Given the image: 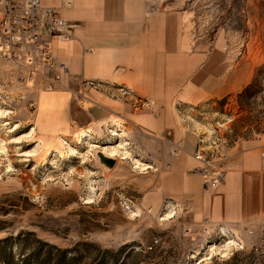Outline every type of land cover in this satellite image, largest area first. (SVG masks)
Masks as SVG:
<instances>
[{
  "label": "rangeland",
  "instance_id": "obj_1",
  "mask_svg": "<svg viewBox=\"0 0 264 264\" xmlns=\"http://www.w3.org/2000/svg\"><path fill=\"white\" fill-rule=\"evenodd\" d=\"M147 1L180 14L186 46L220 38L226 63L243 71L244 83L220 102L182 110L185 125L234 145L264 135V0ZM37 67L0 54V264L19 263L40 244L63 252V264H264V230L192 225L160 200V171L138 132L119 120L71 125L55 109L42 113L37 98L51 78ZM120 143L123 155L110 157Z\"/></svg>",
  "mask_w": 264,
  "mask_h": 264
},
{
  "label": "crops",
  "instance_id": "obj_2",
  "mask_svg": "<svg viewBox=\"0 0 264 264\" xmlns=\"http://www.w3.org/2000/svg\"><path fill=\"white\" fill-rule=\"evenodd\" d=\"M50 1L41 3L68 23L72 38L49 41L51 56L69 74L50 72L59 78L37 98L42 113L55 109L71 125L123 122L140 134L142 150L160 171V200L183 210L192 225L253 226L261 233L264 135L237 141L223 181L208 189L195 171L196 133L182 118V110L214 105L244 83L243 71L226 63L220 38L186 46L180 14L153 9L147 0H72L70 8ZM119 88L142 108L116 96Z\"/></svg>",
  "mask_w": 264,
  "mask_h": 264
},
{
  "label": "built area",
  "instance_id": "obj_3",
  "mask_svg": "<svg viewBox=\"0 0 264 264\" xmlns=\"http://www.w3.org/2000/svg\"><path fill=\"white\" fill-rule=\"evenodd\" d=\"M60 2L65 8L72 5V0ZM71 38L68 23L58 16L56 10L43 6L41 0H0V54L3 58H21L28 67L38 66L37 68H44L49 74L59 72L67 75V66L51 56L49 41L57 39L65 42ZM58 78L55 76L51 78L52 81L49 79V85L57 82ZM137 103L143 106L138 100L133 104L135 108ZM233 146L234 142L230 143L219 132L212 131L209 136H197L192 157L199 163L195 171L206 188L214 189L223 181V166Z\"/></svg>",
  "mask_w": 264,
  "mask_h": 264
},
{
  "label": "trees",
  "instance_id": "obj_4",
  "mask_svg": "<svg viewBox=\"0 0 264 264\" xmlns=\"http://www.w3.org/2000/svg\"><path fill=\"white\" fill-rule=\"evenodd\" d=\"M41 247H39L38 249H36L34 251V253H32V255H30V257L27 258H23L19 263L16 264H28V260H32L33 264H63L66 263V261L64 260V253H58L57 251H55L53 248L51 247H46L43 244H40ZM47 249L49 250V253L47 252V254L45 255V257L42 260V263L39 262L38 260L40 259V255L42 254L43 249ZM78 261L77 257H73L71 259H69L67 262L70 264H76ZM3 264H15L14 262L12 263V261L10 260V258H7L4 260Z\"/></svg>",
  "mask_w": 264,
  "mask_h": 264
},
{
  "label": "bare ground",
  "instance_id": "obj_5",
  "mask_svg": "<svg viewBox=\"0 0 264 264\" xmlns=\"http://www.w3.org/2000/svg\"><path fill=\"white\" fill-rule=\"evenodd\" d=\"M126 145V144H125ZM123 148H124V145H122L121 143L117 146V147H113V148H109L108 150H107V153L109 154V156L110 157H114L115 155H120V156H122L123 154H120L119 153V151L120 150H123ZM125 150V149H124ZM0 151H3V148L2 147H0ZM5 152V151H4ZM72 154H74V151H72ZM137 165H139L137 162L138 161H134ZM140 168L141 167H144V165H141L140 164V166H139ZM138 167V168H139ZM145 168H147V166L145 167ZM172 215V213H169L165 218H170V217H172L171 216ZM222 232H224L223 230H221ZM218 251V250H217ZM223 251V250H222Z\"/></svg>",
  "mask_w": 264,
  "mask_h": 264
}]
</instances>
